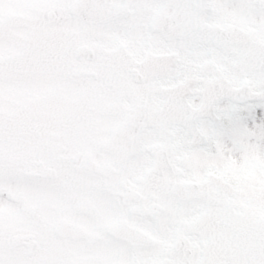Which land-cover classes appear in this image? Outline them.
Wrapping results in <instances>:
<instances>
[{
	"label": "snow or ice",
	"instance_id": "snow-or-ice-1",
	"mask_svg": "<svg viewBox=\"0 0 264 264\" xmlns=\"http://www.w3.org/2000/svg\"><path fill=\"white\" fill-rule=\"evenodd\" d=\"M0 264H264V0H0Z\"/></svg>",
	"mask_w": 264,
	"mask_h": 264
}]
</instances>
